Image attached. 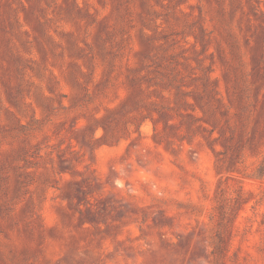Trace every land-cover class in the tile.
I'll use <instances>...</instances> for the list:
<instances>
[{
	"label": "rangeland",
	"instance_id": "rangeland-1",
	"mask_svg": "<svg viewBox=\"0 0 264 264\" xmlns=\"http://www.w3.org/2000/svg\"><path fill=\"white\" fill-rule=\"evenodd\" d=\"M263 158L264 0H0V264H264Z\"/></svg>",
	"mask_w": 264,
	"mask_h": 264
},
{
	"label": "trees",
	"instance_id": "trees-1",
	"mask_svg": "<svg viewBox=\"0 0 264 264\" xmlns=\"http://www.w3.org/2000/svg\"><path fill=\"white\" fill-rule=\"evenodd\" d=\"M259 167L261 170L264 169V158H263L262 162H260ZM226 214H227V212L223 211L221 214V218L224 219ZM221 234L222 233L220 232L219 228H216L215 230L210 231L209 241H210V244L212 246V253L219 252V250H220L219 245L216 244L215 241H223L224 240V238Z\"/></svg>",
	"mask_w": 264,
	"mask_h": 264
}]
</instances>
